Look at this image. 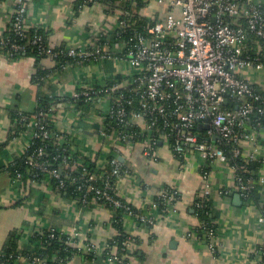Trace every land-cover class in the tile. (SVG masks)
Here are the masks:
<instances>
[{"label":"crops","instance_id":"crops-1","mask_svg":"<svg viewBox=\"0 0 264 264\" xmlns=\"http://www.w3.org/2000/svg\"><path fill=\"white\" fill-rule=\"evenodd\" d=\"M78 1L25 0L27 29H42L52 48L93 47L101 36L116 31V15L120 10L99 2L78 6ZM149 1L155 7L153 0ZM256 1L264 6V0ZM17 2L0 1V35L10 29ZM156 11L154 8L148 13L153 15ZM41 70L46 71V76L36 84L34 75ZM128 71L126 66L114 62L61 70L51 57L10 58L0 53V253L13 231L20 233V248H25L33 245L34 236L43 231L57 230L70 235L78 229L100 251L97 254L83 251L93 254V258L78 254L68 264H118L105 252L115 234L112 211L96 202L84 207L45 183L17 186L4 167L23 156L31 141V130L11 137L14 112L34 114L41 94L68 99L80 88H94L96 83ZM105 102L98 100L95 109H107ZM55 115L53 125L68 132L70 141L85 156L97 159L100 167L108 163L110 150L101 145L99 128H95L96 124L100 127L99 117L90 112L83 116L76 107L63 101L58 104ZM261 135V157L264 158V132ZM164 144L156 150L154 161L146 159L143 144L121 147L122 163L131 172L120 178L118 195L141 213L156 218L154 226L138 223L131 216L123 219L125 232L141 241L134 248L137 255L131 256L128 264H264V163L255 197L245 201L229 166L205 159L196 152L179 160L167 141ZM165 187L175 192L176 210L162 214L155 197ZM238 195L242 199L240 204L236 202ZM208 202L215 226L212 239L215 250L210 248L208 229L201 226L197 215L198 208ZM199 227L204 228L202 232L196 230Z\"/></svg>","mask_w":264,"mask_h":264},{"label":"built area","instance_id":"built-area-1","mask_svg":"<svg viewBox=\"0 0 264 264\" xmlns=\"http://www.w3.org/2000/svg\"><path fill=\"white\" fill-rule=\"evenodd\" d=\"M153 1L161 4L165 0ZM86 2L92 3L94 0ZM171 5L172 9L165 14L163 20L149 26L146 34L136 33L133 42L121 41L103 47H69L68 55L75 59L78 65H100L104 61H112L129 68L128 72L121 73L135 76L134 83L138 86L141 106L163 118L169 117V120H165V125L175 135L171 148L173 155L179 160H184L196 152L205 159L226 164L234 171L241 197L248 200L250 191L256 185L243 177V174L248 172L247 166H231L225 150L215 145V142L231 145L233 158H245L249 161L262 159L264 163V158L261 157V123L255 119L257 115L264 114V93L256 92V86L264 92V43L261 42L264 40V6L256 0H174ZM26 14L25 0H18L12 23L14 31L21 38H26L29 32L25 24ZM116 16V31H123L128 27V20L122 11H117ZM42 41V36H36L32 43L47 57L56 61L57 54L53 48L46 46ZM8 44L9 40L2 41L0 50ZM10 48L13 52H18L24 47L12 43ZM72 66L67 64L60 68L64 70ZM259 75L261 78H258ZM122 86L127 88L129 83L125 81L123 85H113L109 91L117 92ZM140 88H143V92ZM101 92L98 91L97 94ZM95 94L92 88L83 87L78 89L71 99L89 102L94 99ZM248 98H252L253 102L248 101ZM256 101L260 102L259 106L254 104ZM120 102L119 98L116 109L107 108L102 111L117 125L139 124L143 128L156 125L157 117H152L151 123L148 124L143 114L133 113L129 116ZM132 102L127 101L130 106ZM69 103L73 107L76 106L73 101ZM57 106L46 112L37 111L31 115H22V125L26 131L31 130V141L26 151L34 139L54 136L48 127L55 120ZM170 108H173L171 112ZM172 116L177 119L174 125L170 120ZM104 120L105 117H99L100 123ZM197 125L207 130L208 141H200V135L195 132ZM66 134L70 139V134ZM100 134L105 137L104 145L110 150L108 163L113 169L111 175H115L122 164L121 147L123 144H134V135L117 129L107 134L100 131ZM63 140L62 137L57 138L59 144H63ZM143 145L146 159L156 160L153 140L148 139ZM43 156L44 151L40 149L34 158L28 159V165L40 171H48L45 162L40 160ZM49 173L57 179L61 178V173L57 170ZM128 174L130 173L126 170V175ZM13 180L17 186L22 184L21 174L18 173ZM31 183L38 184L35 179L31 180ZM61 183L64 186L63 182ZM112 189L109 180L103 188L89 187V190L94 191L96 199H103L116 208H124L126 214L138 223L150 226L156 224L155 217L146 213H135L128 202L118 197V192L116 195L110 193ZM174 195L175 192L169 187L161 189L157 194L165 200L169 211L176 210ZM83 202L86 203V199ZM203 227L208 229L210 248L215 250L212 240L214 228L205 225ZM56 232L52 230V233ZM67 240L70 245L84 252L97 254L100 251L95 244L83 237L78 229L68 235ZM123 246V250L128 252L122 255L115 248L107 251V244V257L118 264H128V253L132 252L131 244L124 242ZM17 263L54 264L40 256H27L24 252L18 255Z\"/></svg>","mask_w":264,"mask_h":264},{"label":"trees","instance_id":"trees-1","mask_svg":"<svg viewBox=\"0 0 264 264\" xmlns=\"http://www.w3.org/2000/svg\"><path fill=\"white\" fill-rule=\"evenodd\" d=\"M3 1V0H0ZM95 2H99L104 6H110L111 9H118L123 12V16L128 20V27L126 29L117 30L110 35L101 36L99 41H97V46L103 47L104 45L111 44L114 42L129 41L133 42L134 36L136 33L146 34L149 26L153 25L156 22L163 20L165 14L172 9L170 0H165L163 3H155V7H151L149 0H94L92 3H87L86 0H79L78 6H89ZM157 8L155 14H149V10ZM123 32L119 34V32ZM36 36H42L43 43L47 46L50 45L47 35L40 28L30 29L28 36L26 38H21L14 31L13 23L10 26V29L0 35V44L2 41H8L9 44L3 49L0 50L1 54L9 56L10 58H16L19 56H33L36 58L47 57L45 53H42L37 45L32 43L33 39ZM264 43V40L261 41ZM12 43L19 44L23 46V50L18 52H13L10 48ZM255 46V45H254ZM54 53L57 54L56 61L58 62L57 66L59 69L60 66L71 64L73 66H84L78 65L77 61L68 55L69 46L63 45L57 48H53ZM10 53H13L11 56ZM111 63L112 61H104L103 63ZM46 76V71H38L33 78L34 83L40 84L42 77ZM135 76L133 74H115L109 78L106 82H98L92 88L96 94L94 99L85 102L84 100H72L71 97L68 99L61 100L56 96L49 95H40L38 98V109L37 111H48L51 107L58 105L63 102H71L76 105V109L82 112L83 116L88 115L90 112L93 116L105 117L103 123H100L99 127V140L101 145L106 143L105 137L100 134V131H104L106 134L111 133L113 130H126L134 135L132 143L145 144L148 139L153 140V148L157 150L159 147L165 145L167 141L168 145L172 148L175 142V135L173 131L165 125V120L168 118H163L155 113H151L144 109L141 104V98L137 93L138 86L134 83ZM127 81L129 86L127 88H120L117 92H110L109 89L113 85H123ZM98 91H102L100 94H97ZM140 91L143 92V88H140ZM256 92L258 94H263L264 92L260 87L256 86ZM120 98L121 104L127 110L129 116L133 113L145 115V122L150 124L152 117H157L156 125L146 126V128L138 125H127L120 126L116 122L109 118L108 115H105L104 112L95 109L98 103V100H106L105 105L108 109L117 108V100ZM133 101L132 105H128L127 101ZM250 102H253L252 98L247 99ZM257 106L260 105V102H254ZM173 108L169 109L171 112ZM22 113L16 111L12 115V121L14 122L15 127H13L14 135L11 137L19 136L26 131V128L22 125L20 119ZM260 123L261 127L259 130L264 132V114L257 115L255 117ZM171 124L176 123L177 119L175 116L170 117ZM48 130L54 134V136L47 138L41 136L38 139H34L31 143V146L26 151V153L10 162L8 166H5V170L11 175L12 179H15L17 174H21V183L23 186L31 183V180H36L38 183L48 184L53 187L59 194L62 196L78 201L79 204H82L84 207H90L91 204L96 202L97 204L104 205L108 210L114 213L112 226L115 231V234L108 241L107 251L111 248H115L120 254H127V250H123V243L127 242L131 244L132 252L128 253V257L137 255V251H134L136 246H139L141 241L139 238L129 235L125 232L123 227V219L128 216L124 208H116L109 202L105 200H100L95 198V193L93 190H89V187L93 188H103L107 180H109L112 190L110 193L116 195L117 185L120 178L123 175H126V170L130 173L129 167L124 163L121 164V168L117 174L111 175L112 166L107 163L105 166L100 167L97 159H92L85 156L80 149L77 147L75 142L70 141L66 132L60 131L53 124H50ZM195 132L198 133L200 141H208L207 130L200 128L198 125L195 127ZM62 137L63 144L57 142V138ZM212 143V141H210ZM215 145L219 148H223L228 156L230 165L236 166H247L248 172L243 174V177L246 180L253 181L256 185L249 193L250 198L245 201H251L254 199L255 194L259 186V173L263 166L262 159H257L253 161L246 160L245 158H233L231 156L232 146L228 144L220 145V143L215 142ZM126 145L123 144L122 147ZM42 149L44 151V156L41 157V161L45 162V165L48 171H40L34 168H31L27 161L31 157H35L36 153ZM111 154V153H110ZM109 154V156H110ZM110 159V158H109ZM57 170L61 173V178L57 179L49 171ZM93 177V179H91ZM63 185L62 186V183ZM120 197V196H118ZM95 198V200H94ZM121 198V197H120ZM86 199V203L83 200ZM122 199V198H121ZM123 200V199H122ZM125 201V200H124ZM155 202L159 207L160 213L166 214L168 212V205L165 203L160 196L155 197ZM132 210L135 213H139L134 206L129 204ZM210 205L209 202L205 206L198 208L197 215L201 220L202 224L207 227L215 228L212 219L210 218ZM204 228L199 227L196 230L202 232ZM57 231V230H55ZM54 234V236H52ZM68 235L61 234L60 232L52 233V230L43 231L34 236V244L27 246L25 248H20V233L18 231H13L10 233L6 243L4 244L2 251L0 253V264H16L17 257L20 252H24L27 256H40L43 259L50 260L54 264H68L72 259H74L78 254L86 256L87 259H92L93 254H84L82 249L76 248L69 244L67 240ZM54 260V261H52Z\"/></svg>","mask_w":264,"mask_h":264},{"label":"water","instance_id":"water-1","mask_svg":"<svg viewBox=\"0 0 264 264\" xmlns=\"http://www.w3.org/2000/svg\"><path fill=\"white\" fill-rule=\"evenodd\" d=\"M226 103H227V102H226ZM95 128H96V130H97V129L99 128V124H96V125H95ZM215 139H216V138H214V140H215ZM120 160L123 161L124 158L121 157ZM241 201H242L241 197H240L239 195L236 196V202L240 204Z\"/></svg>","mask_w":264,"mask_h":264}]
</instances>
